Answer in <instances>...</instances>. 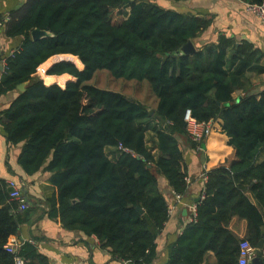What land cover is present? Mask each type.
<instances>
[{"label": "trees", "instance_id": "obj_1", "mask_svg": "<svg viewBox=\"0 0 264 264\" xmlns=\"http://www.w3.org/2000/svg\"><path fill=\"white\" fill-rule=\"evenodd\" d=\"M155 1L26 0L11 13L5 32L22 42L5 59L0 93L27 84L0 114L6 139L22 144L18 164L27 176L49 175V218L96 237L115 260L152 264L169 217L158 179L179 195L188 188L179 149L188 139L185 113L220 120L232 153L206 173L196 215L169 247L167 264H202L209 252L217 264H238L242 240L231 219L245 220L243 240L253 247L264 232V91L256 94L249 77L264 74V55L223 36L196 47L211 21ZM34 29L49 35L33 41ZM189 41L195 52L186 55L180 49ZM53 56L65 61L46 75L61 77L44 79L63 89L36 75ZM23 221L0 179V264H15L6 247ZM18 256L47 264L30 243Z\"/></svg>", "mask_w": 264, "mask_h": 264}, {"label": "crops", "instance_id": "obj_2", "mask_svg": "<svg viewBox=\"0 0 264 264\" xmlns=\"http://www.w3.org/2000/svg\"><path fill=\"white\" fill-rule=\"evenodd\" d=\"M25 1L0 0V16L4 19L10 18L11 13L19 10ZM155 3L166 9L204 17L211 21L210 27L197 39L196 47L205 43H215L219 36H223L232 39L236 44L248 41L264 55V24L246 9L247 4L242 0H189L182 3L156 0ZM0 24V64L3 67V70H0L1 84L5 59L19 49L22 38L7 36L6 23L3 21ZM60 61H56V56L51 57L43 64L44 70ZM36 75L40 76L37 73ZM45 77L61 76L42 74L41 78L45 86L58 85L62 89L65 87L66 83L64 85L55 82L46 83ZM249 77L250 88L256 94L264 91V74H250ZM72 80L71 78L69 81ZM19 94L17 88L5 94L0 93V114ZM234 96L239 97L240 92H236ZM213 124L214 131L201 145L203 152L198 151L187 138L179 139V149L183 155L182 168L190 179L187 192L182 195L181 200L178 201L174 197L173 191L163 177L158 179V188L165 196L169 217L157 238V254L152 264H167L169 247L177 241L184 228L193 220L192 207L197 204L195 203L197 198L201 199L205 187L202 174L224 163L232 153L228 138L222 133L221 121L215 120ZM21 148L22 144L13 146L7 142L0 116V179L5 181L12 179L21 183L30 201V208L20 213L24 221L20 224L18 233L11 236L8 243H30L47 259V264H128L115 260L110 249L103 248L96 237L87 236L79 230H66L58 219L48 217L46 198L53 192V187L48 183L49 175L39 172L27 176L18 164ZM263 157L264 152L259 159ZM250 199L254 202V199ZM229 229L239 240L246 239L245 220L233 217ZM262 261L264 263V249ZM202 264H217L215 255L212 252L207 253Z\"/></svg>", "mask_w": 264, "mask_h": 264}, {"label": "built area", "instance_id": "obj_3", "mask_svg": "<svg viewBox=\"0 0 264 264\" xmlns=\"http://www.w3.org/2000/svg\"><path fill=\"white\" fill-rule=\"evenodd\" d=\"M246 9L257 16L261 23L264 24V3L260 5H246ZM9 18H2L0 16V23L7 22ZM1 25V24H0ZM1 66V64H0ZM40 68V67H39ZM40 69L37 70V74L41 75L39 72ZM44 75L46 74V70L42 72ZM184 121L186 123V132L188 139L195 145L198 151L203 152L201 145L208 139L210 134L214 131L213 122H199L195 118L192 117L190 111H186L184 116ZM118 149L123 153L132 154V152L128 149L119 145ZM203 180L206 182L207 176L206 172L202 174ZM185 182L187 185L190 183L189 177H185ZM7 187L9 189V199L17 204V211L19 213H23L30 208V201L25 194L22 184L16 180H8L6 181ZM174 197L180 201L182 195L176 194L173 192ZM203 198V192L201 194V199ZM193 211V219L196 215V205L192 207ZM21 246V243H8L7 251L13 253L15 255V264H23V260L18 256V251ZM255 247H253L247 240H242L239 244L238 249V264H249L255 255ZM128 263V262H125Z\"/></svg>", "mask_w": 264, "mask_h": 264}, {"label": "water", "instance_id": "obj_4", "mask_svg": "<svg viewBox=\"0 0 264 264\" xmlns=\"http://www.w3.org/2000/svg\"><path fill=\"white\" fill-rule=\"evenodd\" d=\"M131 1H135V0H131ZM49 34L45 31L39 30V29H34L31 32V38L33 41H37L40 40L46 36H48ZM180 51L183 54L186 55H190L193 54L195 52V47L193 45V43L191 41L187 42L181 49ZM0 70H3V67L0 66ZM27 83H22L20 85L17 86V89L20 93H23L25 91V86ZM241 98L239 97L238 100H240ZM150 114H153V111H150ZM200 201V198H197L195 200V203H198ZM139 210V208H138ZM141 211V210H139ZM255 256L254 258L251 260V264H264L262 261V250L264 249V236L262 237V239L257 243L256 247H255Z\"/></svg>", "mask_w": 264, "mask_h": 264}, {"label": "rangeland", "instance_id": "obj_5", "mask_svg": "<svg viewBox=\"0 0 264 264\" xmlns=\"http://www.w3.org/2000/svg\"><path fill=\"white\" fill-rule=\"evenodd\" d=\"M160 1H162V2H164V0H160ZM158 4V3H157ZM160 5V4H159ZM162 6V5H161ZM160 6V7H161ZM126 10L128 11L129 10V8H126ZM42 68V71H41V73L40 74H43L42 72L44 71L43 69H44V67L43 66H41L39 69H41ZM40 72V71H39ZM150 137V136H149Z\"/></svg>", "mask_w": 264, "mask_h": 264}]
</instances>
